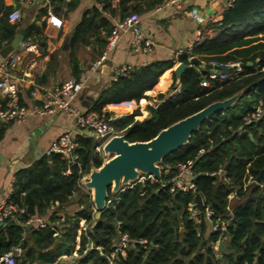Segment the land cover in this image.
I'll return each instance as SVG.
<instances>
[{"label":"trees","instance_id":"trees-1","mask_svg":"<svg viewBox=\"0 0 264 264\" xmlns=\"http://www.w3.org/2000/svg\"><path fill=\"white\" fill-rule=\"evenodd\" d=\"M128 1L120 0L119 8L122 10ZM142 1L144 8H125L120 18L150 9L162 0ZM112 2L96 0L69 37V63L77 81L81 74L77 51L93 41L97 46L95 55L101 54L113 28L104 15L115 13ZM63 4L72 8L65 0H48L40 14L47 13L48 6L57 11ZM11 10V6L0 4V45L9 43L24 27L25 37L37 40L41 49L45 45L42 26L34 22L23 26L21 20L10 23L7 15ZM193 56L204 63L238 62L241 68L224 79H210L211 70L192 64L189 58ZM177 62L188 65L179 80L173 75V83L177 81L180 90L168 97L159 94L161 102L156 107H146L149 118L136 120L141 114L138 108L113 116V127L128 142L148 141L161 129L212 102L240 93L238 99L229 108L210 115L187 143L162 158L159 181H133L116 192L109 187L110 202L96 220L93 201L81 188L82 177L103 163L97 151L99 143L91 137L75 135L81 167L73 166L69 174H65V162L56 153L44 154L15 171L10 198L25 207L24 218L45 215L55 202L61 209L74 193L80 209L73 217H66L60 229L49 225L30 228L29 240L25 241L21 240L22 226L6 221L0 229V256L19 246L25 252L17 264H31L35 259V264H58L60 258L71 254L79 256L76 264H110L121 232L132 239H146L149 244H130L125 256L117 255L113 264H264V181L245 185L249 177L255 180L264 166V112L251 123L244 121L258 102L264 101V0H236L231 7L219 8L201 27L189 53L132 67L105 86L90 109L101 112L109 104L126 101L141 104L145 93L156 87L158 78ZM203 81H208L207 86ZM189 160L196 192H170L168 181L176 173L174 166ZM232 192L237 198L228 200ZM193 202L198 206L196 217L188 210ZM206 208L212 211L213 222H226L223 231L212 233L207 229ZM56 219L53 213L50 220ZM84 223L87 228L82 230ZM204 234L206 238L201 237ZM219 240L224 242V251L217 255L213 244ZM87 243L92 248L86 249Z\"/></svg>","mask_w":264,"mask_h":264},{"label":"crops","instance_id":"crops-1","mask_svg":"<svg viewBox=\"0 0 264 264\" xmlns=\"http://www.w3.org/2000/svg\"><path fill=\"white\" fill-rule=\"evenodd\" d=\"M47 1L48 0H36L31 4H22L20 10L22 13L21 21L23 26L33 22L37 26H42L41 32L43 38H45V45H42L41 49L38 47L40 55L29 71L31 81L36 85L51 89L53 86L68 78L74 79L71 74L68 57V40L73 29L79 23L82 14L87 9L95 6L96 0H65V3L72 5V8L63 4L59 10L53 11V9L48 6L47 13L40 14L41 9L46 6ZM165 2L166 0H162L150 9L138 13L134 11L141 18V28L155 43L152 53L132 54L129 48V36L125 35L112 50L109 59L103 63L97 72H92L90 71L92 62L101 55H95V51L97 50L96 44L92 41L91 44L77 51L76 58L81 71L78 81L83 83V87L74 100L76 107L83 111L90 109L100 91L112 81L113 69L118 65L128 64L132 67H136L156 60L177 59L179 54L185 52L187 45L198 38L200 29L205 22L211 18L219 8L224 7L225 0H183L178 6H167L164 5ZM15 3L16 0H0V4L11 6L12 9L15 8ZM119 4L120 0H113L112 5L115 8V13L113 15L109 12L104 13V15L111 20L112 24H114L116 20L122 19L120 18L121 12L123 13L125 8L131 10L136 5H140L144 8L142 0H130L124 5L121 4V7L122 5L124 6L122 10L119 8ZM48 10L61 19V27L58 28L48 22ZM191 10H196L197 15L203 18V20L199 22L192 18L190 16ZM128 14L129 13L126 15ZM102 34H104V31H102ZM41 41L42 40H40V42ZM177 64L179 63H175L171 69L165 71L166 73L159 77L160 79L158 78L157 86L155 85L156 87L145 93L146 98L142 100L141 104L140 101H126L122 102V104H109L104 109L111 112V116L116 117L129 114L134 109H139L138 104L140 106L145 105L144 108L141 110L139 109V111L143 113L142 110H144L147 115L146 118H149L150 114L146 110V107H156L161 102L158 97L159 94L168 97L175 95L180 90L178 82L176 81L173 83V68ZM163 76L167 77V82L162 89H158L159 85H161V78ZM33 88L34 85H30L28 82L20 85V96L24 102H28L30 96L29 90ZM171 89L174 92L169 94L171 93ZM151 101L156 102V104H151ZM123 105H130V110H123V108H121ZM140 115L139 118L141 117ZM67 131H72L75 135L83 134L88 136L76 128L75 120L65 112H57L44 116H33L27 118L22 123H5L1 125L0 202L11 192L10 188L13 182L14 172L30 165L44 154H48L47 151L52 141ZM76 197L77 194L74 193L70 198V202L62 206L61 209H58L59 205L55 202L49 206L45 215L37 216L41 217L46 225L56 226L60 229L63 226L62 222L65 218L73 217L80 209V206L75 202ZM53 213H55V216L58 218L55 221L50 220ZM3 226L4 224H0V229H2ZM84 226L87 228L86 223L83 224V227ZM22 230L21 240H29L30 228L25 229L23 227ZM54 230V236H57L58 231L57 229ZM18 248L20 252L16 259L19 262L21 261L25 249L23 251L21 247L18 246ZM77 257L79 258L78 255L71 254L63 256L60 258V261H65L70 258H76L77 260ZM37 260L38 259H35V262L31 264L37 263ZM60 261L58 264H60Z\"/></svg>","mask_w":264,"mask_h":264},{"label":"built area","instance_id":"built-area-1","mask_svg":"<svg viewBox=\"0 0 264 264\" xmlns=\"http://www.w3.org/2000/svg\"><path fill=\"white\" fill-rule=\"evenodd\" d=\"M18 1L22 5L31 4L36 0ZM182 1L183 0H166L164 5L178 6ZM235 1L236 0H225L224 7H231ZM190 16L199 22L203 20V18L197 15L196 10H191ZM21 18L22 13L20 9L14 8L7 15V20L10 23H17L21 20ZM48 22L58 28L62 26L61 19L53 15L50 10H48ZM140 22L141 18L135 12H131L124 18L116 20L108 36L106 47L102 51L101 55L92 62L90 71L97 72L100 69L103 63L109 59V55L117 43L125 35L129 36V48L132 54L138 55L152 53L155 43L143 31ZM193 42L187 45L185 49L186 53L190 52ZM3 46L4 45H0V51ZM39 55L40 51L37 40L32 37H24L18 47L8 53L7 56L1 57L0 55V123H22L27 118L33 116H44L55 114L57 112H65L75 120L76 128L87 132V135L91 137L94 142L102 139L100 148L103 149L104 144L118 133L111 123L113 116L109 115L108 111L105 109L101 112L93 109L83 111L75 106L74 100L83 87V83L81 81L68 78L53 86L51 89L36 85L32 82L29 71ZM209 63L215 66L217 65L221 68H233L232 71L236 72L240 71L241 68L240 63L238 62L217 63L212 61ZM131 68L132 66L128 64H121L114 67L112 80H116L119 76L126 75ZM232 71H211L209 73V78L224 79L228 77ZM25 82L30 83L32 86L34 85V88L30 92L28 102H21L20 85L22 83L25 84ZM207 84L208 81H203L204 86H207ZM263 112L264 101H259L254 112L248 114L244 118L245 123L248 124L258 119ZM78 145L79 144L76 141L75 134L72 131H67L52 141L47 153L59 154L66 165L65 174H69L73 166L78 168L81 167L80 155L77 152ZM97 151L100 152V149ZM174 168L176 169V173L168 181L171 184L170 192H174L176 190L181 192L189 190L196 192V187L192 181L194 178L192 161L189 160L186 163H177ZM221 172L222 170L220 169L218 173L220 174ZM145 175L146 176L143 178L144 180H160L151 175ZM136 181L141 180L137 179ZM248 181L256 182L251 177H249ZM164 184L165 183L162 185ZM10 189L12 192V185ZM11 192L0 202V224H5L6 221L11 220L25 229L45 227V221L39 216H27L24 218L26 212L25 207L19 206L13 202L10 198ZM233 198H237L236 192H232L228 195V200ZM109 202L110 201L107 200L106 204ZM227 209L229 210V207H227ZM188 210L193 217H196L199 214L196 202L189 204ZM211 217L212 211L209 208H206L204 219L210 224L209 230L212 233L218 232L219 230L223 231L225 229L226 222H219L217 220L213 222ZM85 228L86 227L84 226L83 230H85ZM130 244H139L146 247L149 243L146 239H132L126 233L119 232L117 242L114 245V251L109 258L110 264H113L117 255L125 256L126 249ZM89 248H92L91 243L86 244V249ZM97 249L101 250L99 247ZM19 252V248L16 247L4 253L0 256V264H17L16 258L19 255ZM73 264H76V262Z\"/></svg>","mask_w":264,"mask_h":264},{"label":"water","instance_id":"water-1","mask_svg":"<svg viewBox=\"0 0 264 264\" xmlns=\"http://www.w3.org/2000/svg\"><path fill=\"white\" fill-rule=\"evenodd\" d=\"M15 8H21L18 0H16ZM24 37L25 29L21 28L12 40L2 47L1 57L7 56L8 53L17 48ZM190 62L206 70H220L222 72L233 70V68H221L211 63H204L196 56L190 57ZM187 67V64L179 63L173 68V75L177 80ZM239 94L206 105L161 129L148 141L128 142L123 135L110 138L104 144L103 152L113 155L99 168L91 170L89 177L85 179V187L92 190L94 219H98L101 211L106 207L109 187H112V191L116 192L121 185L137 180L141 173L160 179L161 173L158 163L162 158L187 143L191 134L198 130L205 119L217 111L229 108L238 99ZM1 125L0 123V127ZM255 181L257 183L264 181V166L259 171ZM218 250L219 252L224 250L222 240L218 242Z\"/></svg>","mask_w":264,"mask_h":264},{"label":"rangeland","instance_id":"rangeland-1","mask_svg":"<svg viewBox=\"0 0 264 264\" xmlns=\"http://www.w3.org/2000/svg\"><path fill=\"white\" fill-rule=\"evenodd\" d=\"M211 71H215V70H211ZM174 91H172V89H171V93H169V94H172ZM166 95H168V94H166ZM151 104H156V102H154V101H151ZM145 106V105H144ZM144 106H140L139 104H138V107H139V109L141 110V109H143L144 108ZM141 112V111H140ZM141 117L139 118V116H137L136 117V119H138V120H143V119H146V114H143L142 112H141V115H140ZM80 132H82V133H85V134H87V132H85V131H82V130H80ZM116 135H122L121 134V132H118ZM101 141H102V139H99L97 142L99 143V145H98V148L97 149H100V152H98L99 153V155L102 157V160H103V163L105 162V161H107L113 154H109V153H104L103 152V149L102 148H100V146H101ZM158 165H159V163H158ZM160 167V166H159ZM162 167V166H161ZM94 169V168H93ZM93 169H91V170H93ZM89 174L90 173H88V174H86V175H84V177H82V179H81V188H82V190L85 192V193H88L89 195H90V198H91V200H92V190L91 189H88V188H86L85 187V179L86 178H88L89 177ZM144 176H146L145 174H140V176L138 177V179L139 180H141V181H143L144 179ZM136 181V180H135ZM253 182V181H252ZM251 181L249 182L248 180L245 182V185H248V184H251L252 183ZM131 183V182H130ZM130 183H128V184H130ZM128 184H123V185H121L120 186V188L122 187V186H126V185H128ZM111 188V191H112V187H110ZM113 192V191H112ZM199 223V222H198ZM209 227H210V224H209V222H207V229H209ZM202 238H206L207 236H206V234H204V235H202L201 236ZM220 241V240H219ZM218 241V242H219ZM223 241V240H222ZM213 249H214V251L217 253V255H219L220 254V252H219V250H218V243L216 242V243H214L213 244ZM224 251V250H223ZM78 258V257H77ZM76 262V258H70V259H66L65 261L64 260H61L60 261V264H73V263H75Z\"/></svg>","mask_w":264,"mask_h":264},{"label":"bare ground","instance_id":"bare-ground-1","mask_svg":"<svg viewBox=\"0 0 264 264\" xmlns=\"http://www.w3.org/2000/svg\"><path fill=\"white\" fill-rule=\"evenodd\" d=\"M166 82H167V77L163 76L161 78V85H159L158 89H162L163 86L166 84ZM121 108H123V110L129 111L130 110V105H123V107H121Z\"/></svg>","mask_w":264,"mask_h":264}]
</instances>
